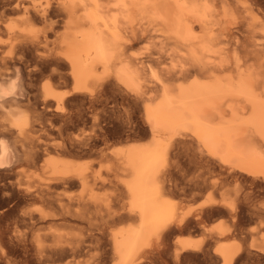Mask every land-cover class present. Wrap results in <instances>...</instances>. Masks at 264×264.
<instances>
[{
	"label": "bare ground",
	"instance_id": "bare-ground-1",
	"mask_svg": "<svg viewBox=\"0 0 264 264\" xmlns=\"http://www.w3.org/2000/svg\"><path fill=\"white\" fill-rule=\"evenodd\" d=\"M110 90L142 103L149 141L100 145ZM88 123L92 136L69 133ZM179 142L195 146L185 185ZM0 165V206L22 224L0 237V264H163L169 250L174 264H243L242 212L264 264V0H0ZM106 184L116 207L96 193ZM177 189L205 196L183 209ZM190 227L201 241L165 243Z\"/></svg>",
	"mask_w": 264,
	"mask_h": 264
},
{
	"label": "rangeland",
	"instance_id": "rangeland-1",
	"mask_svg": "<svg viewBox=\"0 0 264 264\" xmlns=\"http://www.w3.org/2000/svg\"><path fill=\"white\" fill-rule=\"evenodd\" d=\"M144 47H145V45H143V44L137 45L134 49V52L140 53V50L143 51ZM165 61L166 62H164V63L168 64L169 60H165ZM54 87H55V89L60 90V91H67V90H70L71 84H66V83L62 82L61 80H59V81L57 80L54 84ZM104 99H105V101L102 104L98 105V112L101 113L100 117L102 118V122H103V123L101 122L102 123L101 126L104 129L105 128L107 129V130L105 129V131L107 132L106 133V139L100 143V145L105 149L106 152H109L111 149L115 148L116 146L125 145L126 143H128L130 141H137V142H142V143L149 141L150 135L148 134L149 133L148 128L143 121V113L141 111L142 110V108H141L142 103L141 102H138V104L141 105V106H139L131 98L126 97L125 95H123L117 91H112V90L108 91L107 95L104 96ZM49 118L50 117H47V119H49ZM52 121L54 124H52V126H51L52 128L48 126V129H49L48 133L50 134V136H48V134H47L46 139H51V140H47V141L53 145L55 143L58 145V144H61L65 140L66 133L63 132L62 134H59L60 132L57 131L56 128L61 125V122L59 119H53L52 118L51 122ZM94 129L96 130L97 127L93 126L91 123H88L87 126H83V128H81V129L79 128V129L71 130V131H69V133H72V135H74V134H80V133L84 132L85 135L87 134L90 137V135L92 136L94 134V131H95ZM194 150H195L194 145L187 144V143L181 144V142L177 143L173 149V156H172V159L170 161V168H172V169L174 168V170L178 173L179 176L176 175V177H178L179 183L181 182L182 185H185L184 181L188 180L187 178H188V175L190 172L189 169L191 167V165L189 163L191 162V160L192 161L195 160V158H194L195 157L194 156L195 151ZM81 154H83V155H81L82 157L81 156L78 157L80 159L90 160L92 158L90 155H87L84 153H81ZM188 161H190V162L188 163ZM109 163L110 162L108 161V159H106L100 164H95V168L96 167L100 168L102 170L103 176H106L107 175L106 166ZM188 165H190V167ZM187 167H189V168L187 169ZM182 185H180V187H182ZM229 185H230V183H229ZM234 185H235L234 183H231V185L227 186V187L230 189H234ZM77 192H78V190H75V193H77ZM96 193L99 195V197L102 200H112L111 204L113 207L115 206V203H116L114 201L115 193H114V187L112 185L106 184L103 187L98 188L96 190ZM175 193L177 196L176 197L174 196V197L176 199L178 198V200H181L183 209H189L190 207L191 208L195 207L197 205V203H199V201H201L202 198H204L203 196H205V195H202L196 200V199L192 198V196L189 197L191 194L187 195V196L185 195L184 197H182V195H180L179 189H177V191H175ZM199 199H201V200H199ZM262 200L264 201V197L262 198ZM102 207L104 208V205H102ZM4 208L5 209L7 208L8 210L6 209V211L1 212V210H3ZM17 209L20 210V207L17 206L14 209H10L9 205H7V204H2L0 206V237L7 239L8 236L10 237L13 234H17V235L20 234V232L22 230L21 229L22 224L20 223V219H19V215H18L20 212ZM240 217H241L240 219H241V223H242L241 229H243V233H239V234L235 235L233 237L232 242L241 246V252L242 253L240 252V255L242 254L241 256L243 258L241 263H243V264H258V263L262 264V263L258 262L257 259L252 257V255L251 256L247 255L248 254V248L252 244H257L259 242L260 234L257 232H253V233L251 232V230L255 226V223H254V221L250 220L251 218L245 212H242ZM217 221H220V220L216 217H213L208 223H215ZM119 225H120V227H122V226L126 225V222L124 224H122V223H116L114 225L109 224L107 226V231L112 230L114 227L119 228ZM109 228H110V230H108ZM79 229L80 230L82 229L84 231V227H81V228H74L72 230L68 229V230H66V232L79 234L82 232V230L80 231ZM76 231H78V232H76ZM201 236H202V234H201L200 230H198L196 227H190V228H185V229H175L170 234V236L167 237L165 243L167 245H169V247L173 248L174 245L182 238H187V239H190L193 241H201L202 240ZM169 251H167V253L165 252L166 257L164 255V257L166 258L165 261L167 263H163V264H174L172 259L169 260L171 258V255H172L171 251H170L171 254L169 253ZM189 252L190 253H198V252H193V251H187V252H185L184 256L190 254ZM167 254H170V255L168 256ZM198 254L201 257V254L200 253H198ZM199 261H201V259H197V260H193V261H191L190 259H186V260L182 259L181 263L179 262V264H196V263L197 264H206L203 261H201V262H199Z\"/></svg>",
	"mask_w": 264,
	"mask_h": 264
},
{
	"label": "clouds",
	"instance_id": "clouds-1",
	"mask_svg": "<svg viewBox=\"0 0 264 264\" xmlns=\"http://www.w3.org/2000/svg\"><path fill=\"white\" fill-rule=\"evenodd\" d=\"M0 166H3V165H0Z\"/></svg>",
	"mask_w": 264,
	"mask_h": 264
}]
</instances>
